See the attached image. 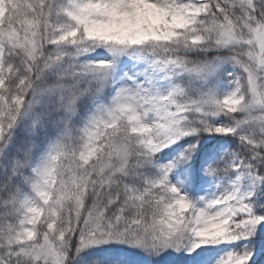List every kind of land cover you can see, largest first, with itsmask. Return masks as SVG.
<instances>
[{
  "label": "snow or ice",
  "instance_id": "1",
  "mask_svg": "<svg viewBox=\"0 0 264 264\" xmlns=\"http://www.w3.org/2000/svg\"><path fill=\"white\" fill-rule=\"evenodd\" d=\"M0 264H264V0H0Z\"/></svg>",
  "mask_w": 264,
  "mask_h": 264
}]
</instances>
